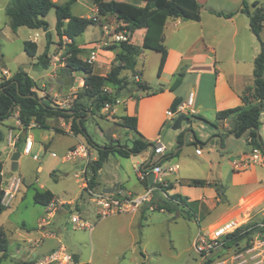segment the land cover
I'll return each instance as SVG.
<instances>
[{
	"label": "crops",
	"instance_id": "0c3cea01",
	"mask_svg": "<svg viewBox=\"0 0 264 264\" xmlns=\"http://www.w3.org/2000/svg\"><path fill=\"white\" fill-rule=\"evenodd\" d=\"M197 1L201 6V20L199 22L169 19L165 25L163 37L164 44L168 48V59L162 75L158 77L160 85L157 88H153L144 82V76L141 73V68H139L140 66L138 63L139 61L142 62L143 67H145L146 60L154 56L152 54H158L157 63L159 66L161 54L152 51L155 53H149L148 56H146L143 52L138 58L136 66L137 76L135 78L136 82L146 84L149 90L143 91L141 89H136L132 91L129 89V84L127 86L128 89L122 93L118 103L112 107L111 114L114 116L113 119L108 116L105 119L104 114H106V111L104 109L96 114L113 124L107 132H104V136L108 140L105 146H108L110 141L119 136L123 140L121 143H116L114 145L119 144L131 147L135 140H140L145 143L153 144L155 148L160 146L158 141L163 145L165 144L160 135L154 137L147 134V131L151 128L163 130V123L174 121L175 117L169 118L167 116V112L171 110L174 101L177 98H183V101H187L190 94L193 93V107L188 110L187 114L183 115L187 118V122L182 123L181 129L173 135L171 146L176 148L175 152L173 154H168L166 152L168 149L165 145L166 150L163 154L157 155L153 152L151 155L149 152L147 157L142 158L141 165L135 170L139 180L138 185L135 184L130 186L127 180L124 185L121 182V178H119L118 180H106L101 189H99L100 184L98 182V185L94 189L95 192H101L119 183V189L125 191V193L134 195L141 194L147 187L142 183L140 178L142 166L146 161L151 158L150 164L163 166L164 168L178 166L177 172L172 174L167 173L165 175V179L169 182L171 187L168 194L170 196L180 195L191 202H196L197 217L189 220L197 224L198 229H193V233L196 234L200 228L208 229L211 225L231 219L240 220L244 225L260 222L264 219V166L250 165L238 168L237 164L240 165L242 161L247 160L253 151L248 145L247 135L244 134L240 138H234L230 136L232 121H216L218 112L234 109L243 105L241 99L243 92L254 85V62L261 53V43L251 31L249 17L240 12L243 7L242 0ZM246 1L250 7L254 2H259L261 5H264V0ZM93 11L98 12L95 5L94 9H92V12ZM215 13H234V16L226 18L224 16H218ZM84 16L85 15L82 14L79 17ZM86 18H90V16L86 15ZM102 28L107 34L108 27L104 25ZM18 30L19 29H17V31ZM136 34H141V41L138 44L134 41ZM145 34L146 30L136 31L130 38V43L141 46ZM260 37L261 41L264 43V28ZM67 41L70 42L69 40ZM76 43L79 48L86 45V43L79 44L77 39ZM110 54L113 53L111 52ZM35 64H33L35 68L40 67V65L35 66ZM5 70L7 69L3 68L0 70V76H2ZM181 72L184 74L181 85L171 90L175 75ZM30 77L33 78L32 76ZM81 85L84 86V79L81 80ZM63 87L64 90H67L68 85L65 84ZM106 89L108 90L110 87ZM111 90L113 91L114 89L111 88ZM140 91L143 93H140ZM118 106L122 112L121 114H118L116 111V107ZM14 116L18 118V113H15ZM126 116L137 118V131L129 130L121 125L122 117ZM86 117L84 118V122ZM5 121L6 120L0 122V124L3 125ZM60 122L61 125L59 127H62L60 134L75 136L71 132V121L66 122L63 118H60ZM260 122L261 126L259 133L264 141V112L261 114ZM17 124L21 126L18 120ZM120 128L134 132L136 135L135 139L130 143L129 138L127 139L120 134ZM198 128L204 130L201 135L193 132V130ZM48 129L58 133V130L52 124H49ZM23 131L24 129L21 126V129L17 128L11 133L18 139L17 136H20ZM11 133H8L9 138L12 135ZM2 134L4 135L3 132ZM217 137H221V143ZM227 137L229 138L226 144L225 140ZM27 138L33 140V136H25V141L22 146L23 150ZM43 139L46 140L47 136ZM235 139H245L249 151L239 152L238 158H233L230 162V167L226 168V165L216 162V159L217 156H219V151L226 152L233 146L232 142ZM204 141H206L205 144ZM80 144L83 143L81 142L77 145L70 146L68 151ZM95 144L98 145L97 143ZM206 145H210V147L205 148L206 152H204L202 147ZM220 146L221 148H226L225 151L220 149ZM149 147L146 150L149 151ZM34 148L35 143L32 152ZM198 149H201V154H197ZM144 151L137 155H141ZM221 158L226 160L225 156ZM96 159L97 157L94 158V161ZM101 172L102 169L99 171V176ZM192 181H206L208 185L191 186L190 183ZM23 184L25 186L20 190V192L23 193L21 197L18 198L19 204L23 203L26 198L27 191L25 190L32 187L30 184L27 185L25 181ZM36 190L37 189L34 188L32 199ZM39 190L46 191L47 189L44 188V186H40ZM82 191L87 194L90 202H92L87 191L83 189ZM55 201L54 195L53 202ZM81 201L83 205L86 203L84 195H82ZM58 203H61V205L64 204V206H66L65 209H61L49 217L48 215L50 211L53 210L54 204L44 207V211L40 214L36 226L33 227L34 234H30L26 226H23L26 235L20 236L19 239H17L18 242L16 243L15 253L13 255L18 262H26L23 258H27V262L31 263L35 258H41L52 253L61 244L65 245L63 242V232L72 228V225L68 223L67 217L74 213L77 214V212H73L72 206L75 205V211H81V208H79V203H73L72 201H61ZM146 207H144L142 211ZM142 211L136 213L139 214L141 218L143 215ZM0 229L4 230L6 236L8 235L3 225ZM256 236L258 237L260 235H255V237ZM221 251H224L225 254L213 252L207 255L210 257L208 262H211L210 264H264V241L262 240H256L254 245L247 250L237 251L234 249H221ZM71 253L75 255L77 260L90 264V260L88 262L84 261L74 252Z\"/></svg>",
	"mask_w": 264,
	"mask_h": 264
},
{
	"label": "rangeland",
	"instance_id": "374dc122",
	"mask_svg": "<svg viewBox=\"0 0 264 264\" xmlns=\"http://www.w3.org/2000/svg\"><path fill=\"white\" fill-rule=\"evenodd\" d=\"M9 1L0 0V70L3 68L9 70L11 77L18 71L27 72L36 81L37 89L35 92L40 98L51 102L53 107H71L74 102L70 101L78 99L76 96L80 93L81 87H83L81 85L83 76L79 73H68L66 69V58L64 56L66 43L69 42L67 40L60 42L56 35L55 10H51L46 17L49 24V29L45 30L46 32L44 30H30L26 27L19 28L18 31L14 32L9 25L10 20L5 13V8ZM53 1L58 5H64L68 0ZM92 9H94L92 0H77L72 7V12L76 16L83 14L86 17V15H89L93 19L98 17V12H92ZM96 25L90 26L83 35L77 38V42L79 44L86 43L85 46L80 48L83 51L80 55L83 61L87 60L92 51L98 52V61L93 63L94 72L97 75L105 77L117 65L115 56L118 52L119 42L114 41V35L120 33V29L124 26L111 16L99 17ZM104 25L108 27L107 34L102 28ZM47 31L51 34L52 44L49 51L50 66L47 70H44L42 65L39 68H35L33 64L37 63L35 66L39 65L37 62L39 61L38 57L43 55L47 45ZM140 38L141 34H136L134 37L135 43H140ZM26 41L37 43L38 53L35 58H30L26 54L24 50V43ZM111 48L114 49L111 50ZM111 52L113 54H110ZM149 53L155 52L144 51L146 56ZM152 55L154 56L146 60L145 67H143L140 61L138 64L144 76V82L153 88H157L160 85L157 76L158 54ZM127 75H130L128 71L122 73V76ZM3 80L6 79L3 78ZM134 80L129 86V89L132 91L139 89L136 78ZM65 84L68 85L67 90L63 89ZM108 90L112 91L111 89ZM112 92L116 93L117 91L113 90ZM140 93L143 92L140 91ZM112 109L104 114L105 119L107 116L113 119L114 116L111 114ZM116 111L118 114L122 113L119 106L116 107ZM14 115L12 118L6 119L3 125L0 124V130L4 133L3 141L0 142V164L3 167L2 172L4 173L2 184L8 178H15L22 182L25 181L27 185L30 184L32 187L25 190L27 191V195L23 203L19 204L18 202V198L23 193L20 192L17 198L12 200L10 206L6 208L3 215L0 216V227L3 225L8 233V238L6 236L8 245L7 256L2 258L0 264H26L27 258H23L26 262H18L13 255L16 243L18 242L17 239L20 236L26 235L23 226H26L30 234H34L33 227L36 226L40 214L44 211V207L35 205L32 199L34 188L39 190L40 186H44V188L50 190L55 195L56 201L52 205L54 204L53 207H57L58 211L61 210V203L59 204L58 202L72 201L73 203H79L81 211H75L74 205L72 206L73 212H77L81 218L95 225V230L91 234L87 230L73 228L63 232V242L68 249L80 256L82 260L87 262L90 260V264H204L210 259L209 256H201L194 249L193 243L196 233H193V229H198L197 224L184 218L178 212L169 213L159 210L153 212L146 210L145 212L144 209L142 211L145 215L144 219L139 214H125L98 220L96 216V212L98 211L97 206L90 202L87 194L82 191L75 177V174L83 169L84 161L64 160L70 146L82 142L89 147L91 164L94 158L97 157L95 148L88 145L83 135L76 137L60 134L62 127H59L61 122L57 118L49 119L48 125L52 124L58 130V133L48 128H40L39 126H35L31 130L23 128L24 131L20 136H17L18 139L13 147L10 145L8 133L17 128L21 129L22 126L21 124V126L17 124L18 118ZM179 116L176 115L174 121L163 123V130L151 128L147 131V134L154 137L161 136L162 141L167 146L168 150L166 152L168 154H173L176 150L175 147L171 146V143L173 142L174 133L178 131L174 130L173 126ZM105 119L99 115H95L94 117L90 115L86 117L84 122L88 134L100 146L107 144L108 140L104 136V132H107L113 125ZM119 130L122 136L130 139V143L136 137L132 131L124 128H120ZM203 131L201 128L193 130L198 135H201ZM11 136L14 137L13 134ZM25 136H33L35 143L34 151L28 156L24 155L22 149ZM45 136H47L46 140L43 139ZM122 140L118 136V138L110 141L108 145L121 143ZM205 143L206 141H204ZM232 143L233 146L228 151H219V156L216 159V162L226 165V168L230 167L229 165L233 158H238L239 152L249 151L245 139H235ZM209 147L210 145H206L202 148L206 152L205 148ZM16 152H19L21 157L18 168L12 171V156ZM149 152L150 150L129 159L110 155L108 160L103 164L102 172L98 179L100 184L99 189L109 179L118 180L121 178V182L124 185L126 180L130 186L138 185L139 180L135 170L141 165L142 158L147 157ZM222 156H225L226 160H223ZM87 175L90 177L89 172ZM24 186L23 184L20 190ZM1 188L2 185L0 190ZM82 195H84L86 201L85 206L81 201ZM154 200L155 203H160L164 198L161 193L157 192L155 193ZM67 218L68 223L71 224V216L68 215ZM0 230L4 231L3 229ZM256 237L254 236L249 245L253 246L256 240L264 241V235ZM21 244L23 245L22 242ZM216 252L225 254L221 249ZM1 257H3V253L0 251Z\"/></svg>",
	"mask_w": 264,
	"mask_h": 264
},
{
	"label": "trees",
	"instance_id": "16d2710c",
	"mask_svg": "<svg viewBox=\"0 0 264 264\" xmlns=\"http://www.w3.org/2000/svg\"><path fill=\"white\" fill-rule=\"evenodd\" d=\"M98 9V17L86 18L73 14L72 7L76 0H68L64 5H58L53 0H10L5 13L10 20V27L15 32L17 29L26 27L30 30H48L49 24L46 17L51 10H55L56 25L55 31L60 42L67 39L66 43V69L68 73H79L83 76L84 86L77 95V100L70 107L64 109L53 107L51 102L43 100L35 92L37 89L36 81L25 71L16 72L10 79L0 82V122L12 117L18 113V121L25 129H31L33 126L49 128L48 120L52 118H63L71 121V132L75 136L83 135L86 137L89 146L95 148L97 159L89 166V189L94 190L98 185L99 171L103 164L108 160L110 155L121 158H130L146 150L150 143L135 140L131 147L110 144L101 147L96 145L86 130L84 118L89 112L92 116L101 112L106 105L113 107L118 103L122 93L127 90V86L135 81L137 76L136 66L139 56L146 50L156 51L161 54L157 76L160 77L165 68L168 59V48L164 44L163 32L169 19H180L183 21L199 22L201 20V6L197 0H92ZM243 1L241 13L247 15L250 19L252 33L261 43V53L254 62V85L247 88L242 96L243 105L234 109L218 112L216 121L230 120L235 126L230 130L236 138L247 135L248 145L251 149H261L264 152V141L260 136L261 126L260 117L264 112V43L261 41V32L264 23V5L254 2L251 7L246 0ZM252 8V9H251ZM218 16L230 18L234 13L224 14L215 13ZM114 17L124 27L121 32H126L127 41L119 42L118 52L115 56L117 63L108 73L107 76L95 74L93 64L83 61L80 58L82 50L78 47L76 39L81 36L90 26L97 24L100 17ZM138 30H146L144 40L141 46L130 43V38ZM47 45L42 56L38 57V64L44 69L50 66L49 51L51 34L46 33ZM114 48H111V50ZM24 50L30 58H35L38 53V45L32 41L24 43ZM124 71L130 75L122 76ZM184 74L175 75L171 90L176 89L182 83ZM139 89L149 90L146 84L137 82ZM114 89L116 93L110 92L106 88ZM120 91V92H119ZM161 92V91H160ZM73 111L74 114H69ZM81 120L78 122V119ZM136 117H122L121 125L129 130L137 131ZM34 124V125H33ZM3 141V134L0 131V142ZM3 167L0 164V187L2 185ZM148 186V179L142 181ZM191 186H206V181H192ZM169 186L166 191H169ZM3 192L0 190V216L5 212L6 207L3 205ZM158 205V210L164 209L169 213H180L188 220L195 219L196 202H191L180 195L168 196ZM33 201L35 205L47 207L54 201V194L50 190H36ZM148 207L145 208V211ZM144 219V213L142 215ZM253 224V223H252ZM255 235H264V219L256 222L254 225H243L235 233L228 235L224 239V250H247L252 246ZM0 251L3 257L7 256L8 245L4 231L0 230ZM205 262L204 264H210ZM30 264V262H26Z\"/></svg>",
	"mask_w": 264,
	"mask_h": 264
},
{
	"label": "built area",
	"instance_id": "2783aa9c",
	"mask_svg": "<svg viewBox=\"0 0 264 264\" xmlns=\"http://www.w3.org/2000/svg\"><path fill=\"white\" fill-rule=\"evenodd\" d=\"M128 38L126 36V32H120L114 35L115 42L127 41ZM36 41V39H35ZM98 52L92 51L87 58V62L89 64H93L98 61ZM4 79L8 80L11 78V74L9 71H3L2 76H0V81ZM70 102H74L71 100ZM194 102V94L191 93L187 101H183L180 105H178L176 114H172L171 110L167 112V116L169 118L175 117L176 115H185L188 110L193 107ZM63 105L62 103H59ZM66 104V103H65ZM112 107L110 105H106L104 110L107 112ZM64 109H70V107H65ZM35 127V125L33 126ZM16 138L10 136L9 141L11 146H15ZM160 146L154 148V153L159 155L163 154L166 150L165 145H163L160 141H158ZM34 142L32 139L27 138L25 142V147L23 150L24 155H31L33 149ZM201 149L197 150V154H201ZM83 160L84 167L83 169L75 174L76 179L78 180L81 188L86 190L89 194L92 202L97 206V217L98 220L105 219L111 216L122 215V214H136L140 213L144 207H148L149 211L158 210V205L153 204L155 199V193H161L162 197L166 200L169 199V194L166 189L170 186L169 182L166 181L165 175L167 173L172 174L177 172L178 166H169L164 168L163 166H155L151 169V171L155 174V179L153 181V185H148L143 193L141 194H131L125 193L118 189L113 194H107L103 191L95 192L94 190L89 189V166L91 161V152L89 147L80 144L72 149H70L65 156V161H76ZM250 165H259L264 166V152L261 149L255 148L252 151V154L247 160H244L237 164L238 168L247 167ZM4 176V173H1ZM150 171L148 172H140V178L142 181L149 179ZM2 184V192L4 194L2 203L7 208L10 206L13 199L17 197L20 192V187L23 185V182L19 179L8 178ZM66 206L62 204L60 206L61 209H65ZM58 208L54 207L53 210L50 211L49 217L52 216L53 213L57 212ZM164 212L165 210H160ZM71 225L73 229H82L87 230L89 233L94 231V225L89 223L88 221L81 218L79 214H71ZM244 224L240 220H227L219 224H214L208 227V229L200 228L196 237L194 238V249L201 256H207L216 252L217 250L224 249V239L226 236L231 235L238 231ZM30 264H87L83 263L75 257L73 253H71L68 248L61 244L57 249H55L52 253L41 257L35 258Z\"/></svg>",
	"mask_w": 264,
	"mask_h": 264
},
{
	"label": "water",
	"instance_id": "95a60500",
	"mask_svg": "<svg viewBox=\"0 0 264 264\" xmlns=\"http://www.w3.org/2000/svg\"><path fill=\"white\" fill-rule=\"evenodd\" d=\"M182 102H183V98H177V99L174 101V103H173V105H172V107H171V112H172V114H176L177 107H178V105H180ZM68 113H69V114H74L73 111H68ZM90 115H91V112L88 113V116H90ZM80 120H81V118L78 119V122H79ZM184 122H187V118H186L185 116H183V115H180V116L178 117V119L176 120L175 125L173 126V129H174V130H179V129H181V125H182V123H184ZM234 126H235V124L232 123L231 129H233ZM186 135H187V133H186ZM230 136L236 138L234 134H231ZM230 136H229V137H230ZM229 137H227V139L225 140V143H226V144H227V140H228ZM217 139H218V140L220 141V143H221V137H217ZM220 149H222L223 151H225L226 148H221V146H220ZM263 149H264V148H263ZM149 150H150V154L152 155L153 152H154V147H153V146L149 147ZM146 151H148V150H146ZM146 151H144V152H146ZM144 152H143V153H144ZM141 154H142V153H141ZM20 157H21V154H20L19 152L14 153V155L12 156V171H15V170L18 168V164H19V159H20ZM150 163H151V158H150L148 161H146V163H144V165L142 166V171H143V172H148V171H150L148 182H149V185H153V181H154V179H155V174L151 171V169L154 168L155 165H154V164H150ZM106 165H107V164H106ZM119 186H120L119 183H117L116 185H114V186H113L112 188H110V189H104L103 192H104V193H107V194H113V193H115V192L119 189Z\"/></svg>",
	"mask_w": 264,
	"mask_h": 264
}]
</instances>
